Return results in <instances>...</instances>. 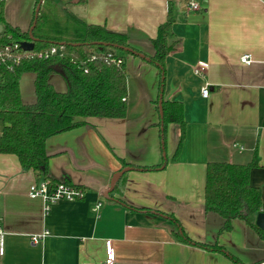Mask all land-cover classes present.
<instances>
[{"label":"crops","instance_id":"1","mask_svg":"<svg viewBox=\"0 0 264 264\" xmlns=\"http://www.w3.org/2000/svg\"><path fill=\"white\" fill-rule=\"evenodd\" d=\"M69 1L58 0L89 25L127 34L131 48L144 57L125 56V118H90L47 141L48 177L83 187L84 198L60 200L46 213L43 199L29 194L43 175L22 169L16 155L0 154V222L6 233L0 264H101L109 241L116 264H264V239L254 229L235 219L231 230L221 231L224 218L205 210L209 163L256 161L250 183L261 190L264 211V0ZM169 2L176 9L178 45L167 57L161 87L159 69L150 61L151 40L166 21ZM192 2L201 8L188 11ZM35 6L36 0H7L6 23L25 32ZM245 55L250 64L241 61ZM198 63L209 66L202 75L193 71ZM35 78H21L25 105L36 102ZM49 82L67 91L60 75ZM161 94L184 106L186 138L176 158L180 129L170 124L162 140ZM4 126L0 118V132ZM165 158L163 168L134 169ZM126 168L111 189L113 176ZM158 211L174 216L190 242L180 240L175 221ZM45 230L49 235L32 243L31 236Z\"/></svg>","mask_w":264,"mask_h":264},{"label":"trees","instance_id":"2","mask_svg":"<svg viewBox=\"0 0 264 264\" xmlns=\"http://www.w3.org/2000/svg\"><path fill=\"white\" fill-rule=\"evenodd\" d=\"M6 2L7 0H0V25L3 26L0 47L34 40L32 54L35 55L53 46H62V55L57 54L48 59L32 56L12 68L0 65V118L5 124L0 132V154L16 155L22 169L42 174L53 189L62 182L48 177L51 156L47 151V141L86 125L90 118H125L128 74L125 56L119 51L132 55L137 53L123 49L131 48L127 34L110 31L103 25H89L82 17L72 14L67 7H62L58 0H43L40 8L41 0H36L30 28L38 8L39 11L32 38L30 28L22 32L6 23ZM84 2L86 0H70L68 3ZM176 20L174 2H169L166 21L158 27L156 37L151 40L154 54L150 61L159 69L161 87L165 84L167 57L178 45L173 33ZM119 59H123L120 64ZM27 73L36 75V102L32 105L22 102L20 81ZM55 74L64 79L66 92H58L49 82L50 77ZM162 107V140L166 143L170 124L177 125L180 129L176 158L186 138L184 106L178 101L163 100ZM167 162L165 158L160 165L134 166V169L154 171L165 167ZM255 165L256 161L247 165L209 163L206 170L205 210L224 218L221 231L231 230L233 220L239 219L264 239V231L256 225V217L262 211V192L250 183L251 169ZM63 183L71 185L69 182ZM74 187L85 193L83 187ZM128 206L136 211H151ZM163 215L175 221L177 237L190 242L181 229L180 222L172 215ZM196 245L221 250L218 245L210 246L199 242Z\"/></svg>","mask_w":264,"mask_h":264},{"label":"built area","instance_id":"3","mask_svg":"<svg viewBox=\"0 0 264 264\" xmlns=\"http://www.w3.org/2000/svg\"><path fill=\"white\" fill-rule=\"evenodd\" d=\"M200 4L197 2H192L189 4L188 11H198L200 9ZM32 51H26L22 48V45L18 42L0 47V65H5L12 68L13 66L19 65L23 60L29 59L32 56L37 58L48 59L54 55H62V46H53L45 52H38L35 55L32 54ZM241 61L245 64L251 63L250 55H245L241 58ZM123 59H119L118 63H122ZM125 62V60H124ZM208 64L198 63L194 66V73L196 75H202L208 70ZM210 93V84L206 83L202 87V95L207 98ZM51 184L49 180H44L39 185H33L30 189L31 198H42L44 201V210L49 212L52 204L60 200H69L76 201L84 198L85 193L74 186L59 183L53 189H51ZM49 235V231L45 230L42 234H37L31 236L32 243H38L43 238ZM5 237L6 233L2 228L0 222V256H3L5 253ZM101 264H116L115 255H114V246L113 241L108 242V250L106 260Z\"/></svg>","mask_w":264,"mask_h":264},{"label":"water","instance_id":"4","mask_svg":"<svg viewBox=\"0 0 264 264\" xmlns=\"http://www.w3.org/2000/svg\"><path fill=\"white\" fill-rule=\"evenodd\" d=\"M43 0H41V3L39 4V8L42 4ZM39 8L37 9L36 11V15H35V21L32 25V27L30 28V36L32 37V33H33V30L35 28V25H36V21H37V17H38V11H39ZM3 30V26L0 25V33L2 32ZM33 38V37H32ZM22 45V48L26 51H32L34 50V47H35V41H26V42H22L21 43ZM125 51H128V52H134V53H137L135 52L133 49L131 48H123ZM139 54L140 56L144 57L143 54L141 53H137ZM163 90V89H162ZM162 94H161V100H160V111H161V114L163 113V107H162V103H163V100H162ZM129 168H126L125 170L121 171V172H118L116 173L114 176H113V181H112V184H111V189L116 185V183L118 182V180L121 178V176L124 174V172H126ZM256 225L264 231V211H261L260 213H258L257 217H256Z\"/></svg>","mask_w":264,"mask_h":264},{"label":"rangeland","instance_id":"5","mask_svg":"<svg viewBox=\"0 0 264 264\" xmlns=\"http://www.w3.org/2000/svg\"><path fill=\"white\" fill-rule=\"evenodd\" d=\"M153 49H154V47H153ZM119 53H121V54H123L124 56H127L128 54H125L124 52H122V51H119ZM154 53V52H153Z\"/></svg>","mask_w":264,"mask_h":264}]
</instances>
